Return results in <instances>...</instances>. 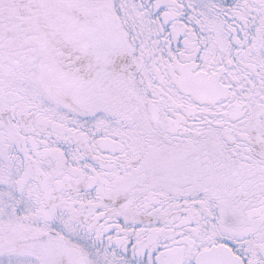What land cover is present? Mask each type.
I'll return each mask as SVG.
<instances>
[{"label": "snow or ice", "instance_id": "obj_1", "mask_svg": "<svg viewBox=\"0 0 264 264\" xmlns=\"http://www.w3.org/2000/svg\"><path fill=\"white\" fill-rule=\"evenodd\" d=\"M0 264H264V0H0Z\"/></svg>", "mask_w": 264, "mask_h": 264}]
</instances>
